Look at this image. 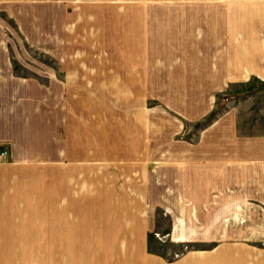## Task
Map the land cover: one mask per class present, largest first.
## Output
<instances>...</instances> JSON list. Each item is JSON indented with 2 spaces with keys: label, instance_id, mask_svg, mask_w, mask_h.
<instances>
[{
  "label": "crops",
  "instance_id": "crops-1",
  "mask_svg": "<svg viewBox=\"0 0 264 264\" xmlns=\"http://www.w3.org/2000/svg\"><path fill=\"white\" fill-rule=\"evenodd\" d=\"M0 12L48 54L27 63L0 31V264H264V0H0ZM105 135L128 165L93 175L83 155ZM127 166L122 193L103 169ZM181 200L194 211L173 213ZM156 206L186 217L170 236L210 246L151 250Z\"/></svg>",
  "mask_w": 264,
  "mask_h": 264
},
{
  "label": "rangeland",
  "instance_id": "rangeland-1",
  "mask_svg": "<svg viewBox=\"0 0 264 264\" xmlns=\"http://www.w3.org/2000/svg\"><path fill=\"white\" fill-rule=\"evenodd\" d=\"M39 1V0H35ZM43 27L45 28L47 25V12L43 15ZM0 31L9 34V43L10 47L17 49L21 53V57L25 59L27 63H34L36 67H46L48 65V54L38 52L33 47H30L24 42L20 41L18 38V33L15 27V24L11 18L6 17L3 13L0 12ZM17 33V34H16ZM25 73H28V71H24ZM31 73V72H29ZM32 74V73H31ZM75 90V89H74ZM78 94L80 92V89H76ZM119 90H125L128 91L127 88L125 89H119ZM133 95L138 96L139 90L138 89H132ZM72 94V93H71ZM72 96V95H69ZM79 99V95L77 96ZM118 107L116 110L123 111L124 109L128 108L129 106V100L127 95H121L118 94ZM155 105H158L159 103L155 101ZM71 105L76 108H80V100H78L75 96H73V100ZM90 110V107H89ZM212 116V110L201 120H198L194 123V126L201 125L205 122H207ZM117 137H114L112 135H105L102 137V139H96V142L99 144H103L106 147V150L102 149L99 152H87L84 153L83 156L86 157V160H84V166H91L93 169V175L97 174L95 172L96 168L99 165L102 164H112L113 158H116V162L119 164L126 163L128 165V153L123 152L122 150H111L108 149V147H116L113 143L117 141ZM102 171V169H99ZM104 173L110 176V179L113 180L116 184L115 186L118 187V189L123 193L127 192L126 186L129 185V182L133 181L132 174H130V168L127 167H119V168H104ZM97 178L94 177L92 180L93 182V188L90 190L92 193L93 191L97 193L100 188L101 182H96ZM85 192V184L82 185V188L79 187V185H75L74 189V199H73V206L74 208H79L80 204L82 203L83 199L81 196H78L76 198V195L82 194ZM128 201V200H127ZM123 202V201H122ZM132 203L133 201H128ZM157 202V201H155ZM184 201H178V204H173V201H169V208L172 210L173 213H176V211H179L180 207L181 211H194L192 209H188L184 206H181L179 204H182ZM152 212L151 215L152 218L149 216V225L150 228H152V232L149 234V248L151 250H159L163 252L165 255H175L179 254L180 252L184 250H192V249H204L208 248L210 244L212 243V240L209 238L207 239H199V240H184L182 239H175L174 237L170 236L169 227H174L176 223H184L186 220V217L184 215H166L165 211L161 207H154L150 208ZM204 209H197V212H204ZM196 220L199 222H203L204 220H207L209 222H212V216L208 215H196ZM153 223V224H152ZM176 233H171V235H175ZM212 235V233H211Z\"/></svg>",
  "mask_w": 264,
  "mask_h": 264
}]
</instances>
